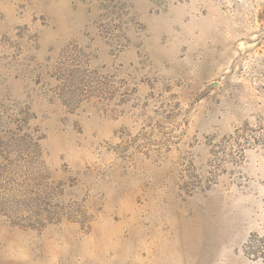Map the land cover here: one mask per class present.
I'll list each match as a JSON object with an SVG mask.
<instances>
[{
  "label": "rangeland",
  "instance_id": "rangeland-1",
  "mask_svg": "<svg viewBox=\"0 0 264 264\" xmlns=\"http://www.w3.org/2000/svg\"><path fill=\"white\" fill-rule=\"evenodd\" d=\"M0 264H264V0H0Z\"/></svg>",
  "mask_w": 264,
  "mask_h": 264
}]
</instances>
